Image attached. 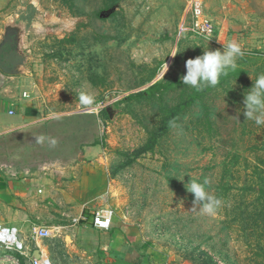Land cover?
Masks as SVG:
<instances>
[{
    "label": "rangeland",
    "instance_id": "374dc122",
    "mask_svg": "<svg viewBox=\"0 0 264 264\" xmlns=\"http://www.w3.org/2000/svg\"><path fill=\"white\" fill-rule=\"evenodd\" d=\"M202 2L215 39L189 29L187 0H0V80L27 94L0 130V174L36 189L28 217L60 227L37 239L51 264H116L102 246L110 230L92 225L99 206L150 257L264 264L262 229L240 211L256 182L264 190L253 169L264 128L243 116L244 91L264 73V0ZM229 41L245 55L216 87L180 82L186 59ZM155 82L153 95L129 97ZM189 176L222 200L215 216L193 209ZM0 264L32 263L0 247Z\"/></svg>",
    "mask_w": 264,
    "mask_h": 264
},
{
    "label": "clouds",
    "instance_id": "9594fccd",
    "mask_svg": "<svg viewBox=\"0 0 264 264\" xmlns=\"http://www.w3.org/2000/svg\"><path fill=\"white\" fill-rule=\"evenodd\" d=\"M177 52H173L171 56L174 57ZM244 55V49L236 41H229L222 46V50L203 49L202 54L185 60L186 71L180 76V82L195 91H200L204 87L214 88L220 83L221 77L228 76L230 71L237 68V60ZM165 70H167L166 64ZM80 99L82 104L92 102L83 95ZM243 116L245 120L253 121L258 128H264V73L258 74L252 80L251 87L244 91ZM233 118L239 122L238 117ZM184 175L179 180H183ZM208 183L207 178L201 181L197 177H190L185 188L192 194L193 209L198 210L202 215L212 217L218 213L222 200L206 188Z\"/></svg>",
    "mask_w": 264,
    "mask_h": 264
},
{
    "label": "crops",
    "instance_id": "0c3cea01",
    "mask_svg": "<svg viewBox=\"0 0 264 264\" xmlns=\"http://www.w3.org/2000/svg\"><path fill=\"white\" fill-rule=\"evenodd\" d=\"M11 92L10 85L0 80V130L9 126L10 118L14 114L13 109L21 108V102H23L24 96L27 95L25 93L17 98L11 94ZM35 190L29 186L13 184L5 172L0 174V224L15 226L17 228L20 226L26 227L28 231L31 232L30 222L38 223V221L32 216L28 217L25 208L31 204L34 206L37 205V200L34 201L30 198ZM14 205H17L16 215L19 221L11 220V210ZM21 229L20 231H22ZM109 230L110 231H103V233L100 232L103 236L107 234L109 238L103 242L102 246L104 249H108L112 252L116 264H179L171 261L165 262L155 258V256L150 257V255L145 254V249H136L128 245L120 229L113 228L112 225V228ZM22 237L27 240L29 247L32 243L31 246L34 247L32 248V252L34 249H41L38 240L35 242L29 239L24 233H22ZM23 258L25 261L29 262L27 257L23 256Z\"/></svg>",
    "mask_w": 264,
    "mask_h": 264
},
{
    "label": "built area",
    "instance_id": "2783aa9c",
    "mask_svg": "<svg viewBox=\"0 0 264 264\" xmlns=\"http://www.w3.org/2000/svg\"><path fill=\"white\" fill-rule=\"evenodd\" d=\"M184 17L188 19L189 29L198 35H204L215 39L218 30L214 22L203 15L202 0H187L184 11ZM216 32V33H215ZM114 210L109 206H99L92 214V225L98 230H109L113 225ZM76 219H73V224ZM31 238L36 242L37 239L47 238L59 231L58 226H44L40 223L30 222ZM0 247L16 251L21 255L29 258L32 264H51V262L43 258L42 249L38 248L39 257H32L30 247L27 240L22 237V232L19 228L10 225L0 224Z\"/></svg>",
    "mask_w": 264,
    "mask_h": 264
},
{
    "label": "trees",
    "instance_id": "16d2710c",
    "mask_svg": "<svg viewBox=\"0 0 264 264\" xmlns=\"http://www.w3.org/2000/svg\"><path fill=\"white\" fill-rule=\"evenodd\" d=\"M164 85L162 82H155L148 86L146 89L137 92L136 94L130 95L129 97H138V96H145V95H153L155 92L160 90ZM237 154V153H236ZM245 162L247 161V158H244ZM263 164V163H262ZM260 162H256V165H253V169L258 170L260 172H264L263 168L264 166ZM260 180V179H259ZM260 182H256V185H258V189L255 190V193H257V196H255L252 200H246L244 202H241L245 204L244 208L240 210L243 215V213H247L250 215L251 219V226L253 231H255L257 228L262 229L260 232L262 234V237H264V197L262 196L264 194V190L262 189V184ZM253 194V192H252Z\"/></svg>",
    "mask_w": 264,
    "mask_h": 264
},
{
    "label": "water",
    "instance_id": "95a60500",
    "mask_svg": "<svg viewBox=\"0 0 264 264\" xmlns=\"http://www.w3.org/2000/svg\"><path fill=\"white\" fill-rule=\"evenodd\" d=\"M32 257H39V251L38 249H34L33 252H32Z\"/></svg>",
    "mask_w": 264,
    "mask_h": 264
}]
</instances>
